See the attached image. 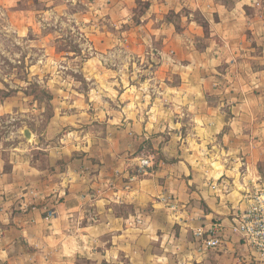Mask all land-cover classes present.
Instances as JSON below:
<instances>
[{
  "label": "rangeland",
  "instance_id": "obj_1",
  "mask_svg": "<svg viewBox=\"0 0 264 264\" xmlns=\"http://www.w3.org/2000/svg\"><path fill=\"white\" fill-rule=\"evenodd\" d=\"M210 2L0 0V149L7 160L5 171L12 173V157L21 168L28 163L39 171L37 178L16 173V183L1 195L0 211H7L9 230H43L13 240L15 260L0 264H201L204 245L195 238L196 229L180 234L179 213L188 208H181L173 193L157 190L145 206L129 200L149 180L156 188L168 179L189 185L195 177H221L225 168L243 174L257 142H264L263 120L262 131L254 123L242 128L247 136L228 141L227 153L219 155L212 142H202L200 170L178 162L184 147L193 143L182 137L186 127L175 120L190 111L176 107V94L166 89L180 82L178 71L191 72L193 60L161 63L155 55L163 42L154 30L172 20L178 32L181 13L199 18L211 12ZM152 4L162 7L158 14L163 17L148 24L143 20L152 13ZM247 42L248 56L261 53L249 33ZM244 51L237 46L210 78L198 76L210 84L200 96L216 107L221 104L227 117L234 110L245 113L236 106L242 96L264 102V85L246 92L235 87L239 75L233 70L241 66ZM175 64L180 69L171 70ZM259 108L264 112V103ZM260 157L258 169L264 176V153ZM147 158L150 166L143 164ZM218 161L224 166H215ZM100 199L106 202L104 212L117 218L112 219L121 234L114 244L111 234L87 235L84 230L91 222L83 211L88 213ZM90 215L99 217L98 212ZM2 237L1 231L0 242ZM238 237L254 252L246 263L264 264V251Z\"/></svg>",
  "mask_w": 264,
  "mask_h": 264
},
{
  "label": "crops",
  "instance_id": "obj_2",
  "mask_svg": "<svg viewBox=\"0 0 264 264\" xmlns=\"http://www.w3.org/2000/svg\"><path fill=\"white\" fill-rule=\"evenodd\" d=\"M208 4L211 12L202 13L199 18H196L193 13H181L180 19L182 21L178 22L181 23V29L178 32L176 31L177 24L172 20L165 21L167 23L164 24L161 23L159 29L154 30L156 39L159 38L163 42V46L158 49L155 56L160 62H164L165 66L168 60H173L176 64L185 59L193 60L191 72L178 71L181 75L180 82L167 85V89L164 88V90L173 91L176 94V98H174L175 103H177L176 107L185 106L190 111L186 118H180L179 116L175 123L186 127L185 134L182 133V137L185 140H191L193 144L198 146L196 147L193 144L185 146L183 155L178 160L182 167L184 166L186 169L193 171L200 170V167L203 168L199 161L203 158H199L201 149L204 147L202 142H212V147H215L217 149L215 151L219 152L220 155L227 153L228 148L231 150V146L227 148L228 141L230 143L237 136H247V131H242V128L246 129L249 123H254L256 128L259 126L261 131L262 128L264 130V127L261 128L260 125L264 120V112L260 109L261 107L259 108V104L264 103L263 100L260 102L258 97L242 96L236 106L245 113L234 110L233 115L227 117L221 104L216 107L200 96L201 92L210 89V84L207 81L201 82L200 77H198L209 75L210 78L216 65L224 62L230 56L228 54L230 50L235 51L236 47L240 45L241 51L242 49L245 51L242 52L241 66L233 70L235 74L239 75V81L236 82L235 87L246 92L261 88L264 85V0H211ZM151 8L152 13L148 14L143 20L148 24L159 22L163 17L158 14L162 7H156L152 4ZM176 13L179 12L176 11ZM248 33L251 42L256 46V50L261 51L259 55H247L249 52L247 47ZM186 48H190V50ZM176 64L173 66L174 68L171 67V70L180 69V65ZM165 66L163 65L162 68ZM169 68L167 67V69ZM159 75H161L160 72ZM185 107H182V109L186 111ZM158 121L162 120L158 119ZM167 122L171 121L167 120ZM213 140H221V144L216 146ZM260 153H264V142H257L252 160L248 159L247 161L248 170L244 169L243 174L240 175L237 173L232 174L233 170L225 168L226 172L221 177L204 179L195 177V179H190V187L186 182L182 183L178 179L174 182L169 179L163 181L164 186L158 185L155 186L156 188L153 187L151 180L145 181L144 186H141L139 191L133 192L129 204L145 206V203L150 201L151 195L157 190L161 191L163 189L165 192L173 193L181 208H188L187 210L191 211L190 213L193 216L192 222H188L186 221V219H189L188 211L181 210L180 213L177 212L179 217L180 215L183 217V220L181 219L178 222L179 229H181L180 234L182 233L183 237L186 233H190L191 228H208L215 221L223 224L222 245L215 249L202 246L201 253L203 255H197L201 264H247L246 262L251 261L254 252L242 238L235 234L234 226L239 215L253 203L252 195L264 192V176H261L258 169L261 159ZM3 156L5 155L0 149V202L3 199L1 195L16 183V173L18 177H21V170L25 175H31V177L32 175L36 176L37 172L39 173L28 163L23 164L21 168L19 161H15L14 157L9 162L12 173L7 172L5 171L7 160L3 159ZM214 164L215 166H224L219 161L214 162ZM180 167L178 168L181 169ZM213 168H210V170H213ZM227 171L231 174H228ZM87 183L89 182L87 181ZM184 188H187L189 193L184 191ZM108 190L110 191H107V194L113 191L112 189ZM137 199L139 202H137ZM105 206V199H100L89 212L87 211L88 213L85 210L83 211V214L91 222L87 224L88 226H85L84 230L87 235L111 234L114 244V237L116 234L120 236L121 231L116 226L117 222L114 221L117 218L111 215L114 218L112 219L109 214L104 212ZM92 212L93 214L98 212L99 217L92 218L90 215ZM7 216V211H0V233L2 231L3 234L0 242V262L8 260L13 263L16 257L12 256L11 253L13 250L12 241H16L20 237H27V235H37V233L40 235L43 230L36 226H32V228L24 227L23 230L14 228L9 230L8 228L11 226H7ZM109 220H111V225L106 223ZM160 227L157 230L160 229L161 233L163 230ZM149 228L153 229L154 227L149 226ZM148 234L152 233L149 232ZM165 235L167 234L165 233ZM181 240L179 239V243H181ZM182 242H186L185 245H187L186 240H182ZM38 260L41 261L40 258ZM61 262L60 264H62ZM21 264H23V261Z\"/></svg>",
  "mask_w": 264,
  "mask_h": 264
},
{
  "label": "built area",
  "instance_id": "obj_3",
  "mask_svg": "<svg viewBox=\"0 0 264 264\" xmlns=\"http://www.w3.org/2000/svg\"><path fill=\"white\" fill-rule=\"evenodd\" d=\"M208 1V0H207ZM209 5V4H208ZM259 5V4H258ZM144 165L150 166V160H143ZM252 205L238 217L239 222L234 226L237 235L246 238L264 251V192L253 196ZM223 224L215 221L208 228L199 227L194 230L195 236L206 248H219L222 245L221 235Z\"/></svg>",
  "mask_w": 264,
  "mask_h": 264
}]
</instances>
